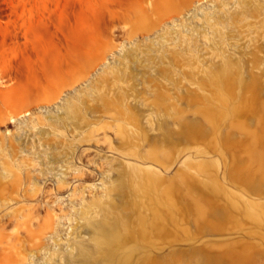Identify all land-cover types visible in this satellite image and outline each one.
<instances>
[{"label": "rangeland", "instance_id": "1", "mask_svg": "<svg viewBox=\"0 0 264 264\" xmlns=\"http://www.w3.org/2000/svg\"><path fill=\"white\" fill-rule=\"evenodd\" d=\"M0 77V264H264V0H0Z\"/></svg>", "mask_w": 264, "mask_h": 264}, {"label": "bare ground", "instance_id": "2", "mask_svg": "<svg viewBox=\"0 0 264 264\" xmlns=\"http://www.w3.org/2000/svg\"><path fill=\"white\" fill-rule=\"evenodd\" d=\"M227 64V63H226ZM222 66V65H221ZM233 66V65H232ZM231 67V66H230ZM229 67V68H230ZM234 68V67H233ZM225 69V68H224ZM225 71V70H224ZM229 71V70H228ZM236 71V70H235ZM216 74V73H215ZM231 74V73H230ZM212 75V74H211ZM225 75H229L228 73H226ZM213 77V76H212ZM226 77V78H225ZM224 78H225V81H227L226 79H227V77L228 76H225ZM210 78V77H209ZM216 78H217V76H216ZM231 78H229V80H230ZM211 80V79H210ZM212 80H213V78H212ZM211 80V81H212ZM233 81H235V80H233ZM238 81V80H237ZM218 82H220V81H218ZM217 82V83H218ZM224 82V81H223ZM223 82H222V84H223ZM230 83H232V81L230 82ZM219 84V83H218ZM217 84V85H218ZM227 84V83H226ZM226 84H224V85H226ZM235 84V83H234ZM216 85V86H217ZM220 85V84H219ZM16 88H17V84L16 83H14L13 82V79L11 78V77H6V78H2V77H0V100H2L1 101V103H2V105H4V104H7V99H8V97L11 95V94H13L14 92H16ZM219 88H224V87H220L219 86ZM226 88V87H225ZM221 90V89H220ZM219 91V90H218ZM222 92V91H221ZM219 93V92H218ZM215 96H217V95H215ZM214 96V97H215ZM212 97V96H211ZM221 97V96H220ZM219 98V97H218ZM214 99V98H213ZM217 99V98H216ZM215 99V100H216ZM221 100V99H220ZM201 101V100H200ZM203 101V100H202ZM207 102V101H206ZM212 102V101H211ZM219 103V102H218ZM221 103V102H220ZM213 104V103H212ZM204 106V105H203ZM202 106V107H203ZM207 109V108H206ZM22 110H24V108H22L20 111H17V112H15V111H11V110H8L7 109V111H6V113H5V115L6 116H9V118L11 119V118H13V117H16L17 115H19V114H21V113H24V112H22ZM76 112H77V109H76V106L75 105H71L70 107H69V115H70V117L71 118H73L75 115H76ZM204 112V111H203ZM186 126V125H185ZM190 131V130H189ZM203 131V130H202ZM192 132V131H191ZM197 132V131H196ZM190 134V133H189ZM196 134V133H195ZM140 178H141V180H143V182L142 183H144V184H152V183H155V179L153 178V177H148L147 176V174L146 175H140ZM166 186H168V185H166ZM163 195H165V194H163Z\"/></svg>", "mask_w": 264, "mask_h": 264}]
</instances>
